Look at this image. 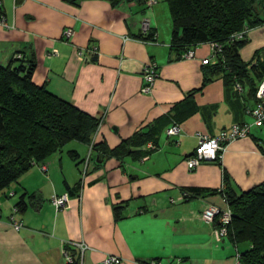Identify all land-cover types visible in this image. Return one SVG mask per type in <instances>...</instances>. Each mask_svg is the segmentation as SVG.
Instances as JSON below:
<instances>
[{"label": "crops", "instance_id": "1", "mask_svg": "<svg viewBox=\"0 0 264 264\" xmlns=\"http://www.w3.org/2000/svg\"><path fill=\"white\" fill-rule=\"evenodd\" d=\"M145 2L2 0L7 27L0 26V65L31 60L35 85L99 123L90 144L70 142L48 158L45 172L35 166L0 193V264H66L63 251L74 243L92 249L82 264H100L106 255L119 257V264H235L237 252L248 248L217 241L215 226L202 221L208 205L227 208L220 195L183 194L217 190L224 175L237 192L264 182V122L254 125L246 114L254 104L247 88L235 92L222 75L203 85L208 43L196 45L192 58L177 59L167 4ZM67 28L73 31L69 39L63 37ZM262 49L264 24L249 30L239 55L248 63ZM151 63L158 77L143 94V69ZM172 120L181 132L167 137ZM233 124L251 125L248 135L228 143L219 163L188 171L185 160L198 135L214 136ZM152 128L154 150L148 140L123 158L91 161L83 173L89 150L97 156L93 145L114 149ZM67 192L66 207L56 211L51 197ZM31 194L39 198L16 214L22 228L15 231L9 216L19 198Z\"/></svg>", "mask_w": 264, "mask_h": 264}, {"label": "trees", "instance_id": "2", "mask_svg": "<svg viewBox=\"0 0 264 264\" xmlns=\"http://www.w3.org/2000/svg\"><path fill=\"white\" fill-rule=\"evenodd\" d=\"M164 1L170 15L171 48L177 51V59L198 44H216L214 61L208 60L202 65L203 85L222 75L233 89L236 83L243 92L247 88L255 101L257 86L264 79V49L256 51L252 60L244 63L239 50L246 43L248 33L241 39L237 36L264 24V0ZM148 39L152 37L148 36ZM15 63L0 65V193L33 167L40 168L51 155L61 152L70 142L90 144L99 123L70 103L48 93L44 86L35 85L32 81L34 62L21 60L18 65ZM173 124L181 125L172 120L168 128ZM154 130L152 128L145 134L125 140L114 149H108L103 143L95 144L92 151L97 156L95 158L92 154L91 161L96 165V160L105 156L123 158L132 154L133 147L145 144L151 136L155 138ZM152 142L150 149L154 150L155 140ZM261 148L264 152V144ZM68 154L77 160L75 152ZM184 193L187 194L185 199L206 194L220 195L231 213L223 238L235 246L248 245L243 252H237L236 259L240 264H264V182L247 191L237 192L224 175L223 184L217 190L190 189ZM65 194L69 196L68 192ZM24 198L25 195L21 196L14 206L17 213H23L28 203L39 197L31 194L27 200ZM116 217H120L118 209ZM213 226L219 227L218 216ZM71 254V264H77L76 252L71 250Z\"/></svg>", "mask_w": 264, "mask_h": 264}, {"label": "built area", "instance_id": "3", "mask_svg": "<svg viewBox=\"0 0 264 264\" xmlns=\"http://www.w3.org/2000/svg\"><path fill=\"white\" fill-rule=\"evenodd\" d=\"M158 0H146L145 4L147 6H152L156 4ZM0 26L7 27L6 19L2 13V0H0ZM143 30L147 29L148 22H143ZM72 29L67 28L63 32V37L69 39L72 36ZM248 31H243L237 36V39L243 38V35L247 34ZM211 49V59L214 61V52L218 46L216 44H209ZM92 53L96 52V49H91ZM84 52L79 51V57H82ZM193 57V51L189 50L188 52L182 55L183 59H189ZM20 55H16L14 57L15 60L20 59ZM208 60H205L206 63ZM158 77L156 72V67L153 63L148 64L144 67L142 73V79L144 81V85L141 88V93L147 94L150 92L156 78ZM235 91L239 94L243 93L242 87L236 83L234 87ZM246 114L252 117L253 124L259 125L264 122V79L258 84L257 90L255 93V101L252 107L246 108ZM251 125L249 124H233L227 129L221 130L218 134L214 136L207 135H198V142L194 149V152L191 156L187 157L185 160L186 167L188 171H193L203 162H217L221 159V154L223 153L225 146L233 142L235 140L244 138L248 135L249 129ZM181 132V125L173 124L168 129H166L165 134L167 137L177 136ZM149 148H152V145L149 144ZM91 149L87 155L85 160L84 172L86 171L88 165L91 162ZM40 170L46 171L45 164L40 166ZM10 196L12 193L9 194ZM183 196H187V194H183ZM51 205L54 207L56 211L64 209L68 202V195L64 194L61 196H52L51 197ZM16 210L13 209L12 214L9 216V221L12 228L15 231H19L22 228V223L16 218ZM202 221L212 226L214 219L218 216L219 227L213 230L214 236L217 241H221L223 237H225L227 233V225L230 223L231 213L228 208L221 209L215 205H208L200 214ZM68 248V247H67ZM64 249L63 257L66 264H71L73 262V257L71 251L68 249ZM72 250L76 252L77 256V264H82L83 256L86 252L91 251L92 249L87 246L85 243H74ZM121 263V259L117 256L106 255L103 261L100 264H119ZM145 264H162L159 261H149ZM235 264H240L238 258L236 259Z\"/></svg>", "mask_w": 264, "mask_h": 264}, {"label": "rangeland", "instance_id": "4", "mask_svg": "<svg viewBox=\"0 0 264 264\" xmlns=\"http://www.w3.org/2000/svg\"><path fill=\"white\" fill-rule=\"evenodd\" d=\"M167 20V19H166ZM166 27H167V23H166V26L164 27L165 29H166Z\"/></svg>", "mask_w": 264, "mask_h": 264}]
</instances>
